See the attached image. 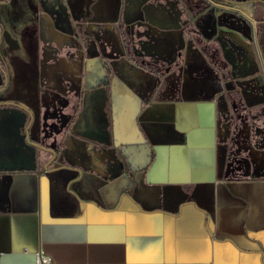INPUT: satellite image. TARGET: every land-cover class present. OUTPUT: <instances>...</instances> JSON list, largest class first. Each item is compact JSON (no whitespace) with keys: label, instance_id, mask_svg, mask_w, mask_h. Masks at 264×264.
<instances>
[{"label":"crops","instance_id":"obj_1","mask_svg":"<svg viewBox=\"0 0 264 264\" xmlns=\"http://www.w3.org/2000/svg\"><path fill=\"white\" fill-rule=\"evenodd\" d=\"M119 1L0 3L1 55L7 42L20 45L13 51L20 63L9 59L7 86L38 113L36 92L79 80L78 111L61 149L37 143L38 118L26 102L8 106L25 112V126L33 122L25 137L33 146L13 153L17 144L0 135V149L12 147L0 153V264H37L39 251L50 264H264L261 160L222 163L213 79L186 72L175 86L160 85L152 71L110 53L111 72L89 56L81 69L79 49L52 59V49L77 35L81 43H114ZM235 2L254 20L264 53L262 7ZM28 27L37 34L26 49L21 32ZM43 50L49 62L38 69L34 58ZM28 63L30 73L22 68Z\"/></svg>","mask_w":264,"mask_h":264},{"label":"rangeland","instance_id":"obj_2","mask_svg":"<svg viewBox=\"0 0 264 264\" xmlns=\"http://www.w3.org/2000/svg\"><path fill=\"white\" fill-rule=\"evenodd\" d=\"M235 1L229 0L232 5L223 8L207 0H120V15L115 25L118 38L114 43H81L77 41L81 36L76 33V46L65 44L61 53L65 57V51L69 50L70 57H74L77 47L83 54L81 69L86 66L83 58L89 56L96 68L111 72L113 61L105 56L110 53L114 58L126 59L133 67L152 71L160 85L175 86L178 77L186 72L194 79H213L218 85V119L222 130L219 151L224 164L233 157L244 156L251 164L261 160L264 172V53L255 40L254 20L243 17ZM238 1L255 2L258 9L262 7L257 16H264V0ZM19 14L29 19L23 12ZM72 31L75 33V28ZM19 47L15 42H7L3 47L2 59L7 70L9 59L20 63L13 54ZM43 60L49 62L46 57ZM7 85L0 90V95L26 102L30 107L26 97L22 98L13 91V86ZM36 94L40 105L34 129H38L40 144L50 147L54 142L55 149H61L79 97L43 88ZM44 96L49 98L45 107ZM62 101L68 102L65 108ZM31 110L35 121V110ZM25 120L23 110L0 107V135L6 133L7 139L22 141L19 136H30V128L34 126L33 122L25 126ZM54 123L58 127L55 131L51 127ZM11 148H1L0 153H10ZM12 150L17 153V148Z\"/></svg>","mask_w":264,"mask_h":264},{"label":"flooded vegetation","instance_id":"obj_3","mask_svg":"<svg viewBox=\"0 0 264 264\" xmlns=\"http://www.w3.org/2000/svg\"><path fill=\"white\" fill-rule=\"evenodd\" d=\"M6 0H0V3H2V2H5ZM113 1H116V0H113ZM118 5H119V2H118ZM33 30H34V32H33ZM2 27H1V25H0V41H1V38H2ZM37 34V30H36V28H34V29H32V28H30V27H28V28H25L22 32H21V38H22V40H23V47L24 48H26V49H28L29 47H30V45H32L29 41H30V39H29V35L30 34ZM73 36H76V34H74L73 33ZM111 41V40H110ZM67 44H71L72 46H76V43H75V41L74 40H70V41H65ZM112 42V41H111ZM41 47V48H40ZM38 53L39 54H41L42 55V50L41 49H43V46H42V44L41 45H39L38 47ZM63 48V47H62ZM61 48V49H62ZM147 48V47H146ZM61 49L60 48H54V49H52V53H54V54H52V57H54L55 59L56 58H59V57H63V55H64V53H61L62 51H61ZM147 50V49H146ZM74 51H76V53H77V47H76V49H74ZM69 50H67V51H65V57L66 58H69L71 55H69ZM75 53V52H74ZM49 55V53H47V52H45L44 50H43V58L40 60V58H41V56L39 57V56H35V60H34V63L35 64H37V68L39 69V67L41 66L42 68L45 66V62H43L44 60V57H47ZM73 56V55H72ZM4 60L2 59V55H1V52H0V90H2V89H4L5 87H6V85H7V79H8V77H7V69H6V67H5V65H4ZM44 65V66H43ZM23 67V69L27 72V73H30V71L33 69L32 68V66H31V64H24V65H22ZM78 82H79V80L75 77V76H72V77H70V83L69 84H67V87H64V88H61V91L62 92H64L65 94H72L73 96H76L77 94H78V90H77V85H78ZM26 97V96H25ZM27 99L29 100L30 98H28L27 97ZM10 102H11V100L10 99H2V100H0V107H8V106H10ZM33 102V101H32ZM35 102H33L32 104L33 105H35L36 106V104H34ZM61 104L63 105L62 107L63 108H65L66 107V105L68 104V102H66V101H62L61 102ZM77 105H79V103H75V111L72 113V116H73V118H74V116H75V114H76V112L78 111V107L79 106H77ZM52 115H54V116H56L57 114L56 113H52ZM40 116V115H39ZM36 118H38V115H37V113H36ZM52 128H53V130L55 131L56 129H58V127L55 125V123L51 126ZM50 147H52L53 149H55V144H54V142H53V144H50ZM237 160V159H236ZM231 162H233L232 161V159H231V161H230V163ZM249 163V160H247L246 158H239L238 159V164L239 165H242V167L244 166L245 167V165L247 166V164Z\"/></svg>","mask_w":264,"mask_h":264},{"label":"built area","instance_id":"obj_4","mask_svg":"<svg viewBox=\"0 0 264 264\" xmlns=\"http://www.w3.org/2000/svg\"><path fill=\"white\" fill-rule=\"evenodd\" d=\"M207 1L209 3H211L212 5H214V6L223 7V8L232 5L229 2V0H207ZM35 257H36L35 258V262L37 264H50L48 258L46 256L42 255L40 253V251L39 252H36Z\"/></svg>","mask_w":264,"mask_h":264},{"label":"water","instance_id":"obj_5","mask_svg":"<svg viewBox=\"0 0 264 264\" xmlns=\"http://www.w3.org/2000/svg\"><path fill=\"white\" fill-rule=\"evenodd\" d=\"M41 55V54H40ZM106 57H107V59H109L110 60V57H108V55H105ZM106 71H108L109 72V70H107L106 69ZM57 94H61V95H64V93L62 92V91H60V90H54ZM19 138H20V140H22V141H15L14 143H16L17 144V150L20 148V146H25V147H30V145L31 146H33V144H31V143H29L30 145H28L26 142V139H25V137L24 136H19ZM37 143L38 144H40V140H39V138L37 139ZM222 163L224 164V159L222 160ZM230 163V160L228 161V162H226V165H228Z\"/></svg>","mask_w":264,"mask_h":264},{"label":"trees","instance_id":"obj_6","mask_svg":"<svg viewBox=\"0 0 264 264\" xmlns=\"http://www.w3.org/2000/svg\"><path fill=\"white\" fill-rule=\"evenodd\" d=\"M238 1V0H237Z\"/></svg>","mask_w":264,"mask_h":264}]
</instances>
